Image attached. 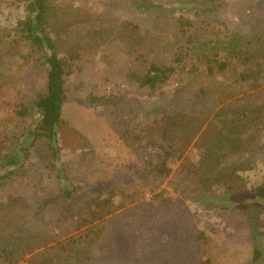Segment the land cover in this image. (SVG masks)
Masks as SVG:
<instances>
[{"label":"rangeland","instance_id":"1","mask_svg":"<svg viewBox=\"0 0 264 264\" xmlns=\"http://www.w3.org/2000/svg\"><path fill=\"white\" fill-rule=\"evenodd\" d=\"M260 2L58 1L50 36L74 56L57 130L66 177L26 165L0 193V264H264V200L249 193L264 182V74L237 81L264 57ZM22 15L0 0V158L24 143L46 91L47 67L14 28ZM187 47L195 72L144 82ZM204 57L224 73L204 76ZM168 144L170 176L139 178Z\"/></svg>","mask_w":264,"mask_h":264},{"label":"trees","instance_id":"2","mask_svg":"<svg viewBox=\"0 0 264 264\" xmlns=\"http://www.w3.org/2000/svg\"><path fill=\"white\" fill-rule=\"evenodd\" d=\"M18 1L22 5L23 15L16 22L14 28L18 32V38L25 45L28 54L34 57L41 65L47 67L46 91L33 104L32 110H30L33 122L26 130L24 143L17 150L0 158V193L5 191L9 183L14 182L16 176L20 178L26 177L29 169L36 171L40 168L42 173L46 172V175L52 173L58 181L66 177L61 160L60 146L57 142V130L61 123L60 109L67 97L65 85L73 67L72 60L74 56L60 53L54 39L50 36L59 0ZM259 5L264 22V0H261ZM185 8L188 10L190 6ZM135 10L138 14L144 12V2H137ZM190 23V19L186 18L181 21V26L185 27L190 25ZM187 40L190 43L193 41L191 36ZM190 49L191 47H187L175 53L174 66L171 64L158 65L151 63L145 73L144 82L153 87L166 83L176 69H179L180 73L184 72L186 74L195 72L192 71L195 68V64L192 61L196 59L192 57L194 53L191 54ZM250 53L244 52V54L248 55ZM207 58L200 59V61L206 63V70L202 72L204 76H213L215 72L224 73L226 68L224 65H227L225 61ZM212 63H217L216 69L211 66ZM263 69L264 57H259L253 69L241 70L238 73L237 81L259 86V81L262 80V74H264ZM179 89V91H182L185 87L181 86ZM28 111L29 109L25 104H20L19 113L25 114ZM172 148L171 144H168L167 147H159L154 159L146 160L139 166V172V168H137L138 177L146 180L154 175L161 178V180L167 179L171 174L168 160L173 153ZM42 164L43 166H41ZM26 165L27 168L29 167L27 170L24 169ZM220 174L228 175L232 178L228 166ZM38 179L40 178L38 177ZM164 191L161 190V195L156 194L153 196H162ZM62 192L63 190H61ZM249 193L255 198L264 200V182L251 184ZM58 196L59 194H57V198ZM43 202H46V200ZM55 203L59 204L60 202L56 201ZM99 203L101 204V201ZM0 206H2V211L9 210L4 203L0 204ZM259 257V250L253 249L252 259L255 261Z\"/></svg>","mask_w":264,"mask_h":264}]
</instances>
